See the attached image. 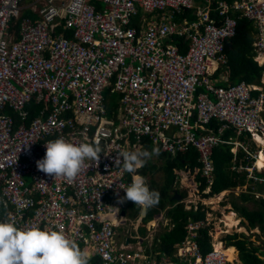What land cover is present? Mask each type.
<instances>
[{
  "label": "built area",
  "instance_id": "2783aa9c",
  "mask_svg": "<svg viewBox=\"0 0 264 264\" xmlns=\"http://www.w3.org/2000/svg\"><path fill=\"white\" fill-rule=\"evenodd\" d=\"M23 1L0 0V220L61 230L101 264H231L221 243L204 256L189 238L173 256L147 252L137 231L134 245L117 244L127 222L119 186L139 174L120 169L123 153L141 152L143 138L171 159L195 150L207 193L213 150L230 143L229 129L259 141L255 153L242 149L264 164V73L261 86L214 78L240 18L253 24L264 65V0H31L36 19L21 16ZM138 7L159 14L141 16L138 27ZM106 90L117 94L118 110L106 106ZM31 104L39 107L32 120ZM57 138L98 142V163L86 161L72 183L41 172L44 144ZM247 170L256 179L257 167ZM168 224L162 214L150 234ZM195 229L188 225L191 236Z\"/></svg>",
  "mask_w": 264,
  "mask_h": 264
},
{
  "label": "trees",
  "instance_id": "16d2710c",
  "mask_svg": "<svg viewBox=\"0 0 264 264\" xmlns=\"http://www.w3.org/2000/svg\"><path fill=\"white\" fill-rule=\"evenodd\" d=\"M25 1V0H24ZM24 1L23 4L24 5ZM227 2L231 3L233 0H226ZM31 1H29L30 4ZM28 13V12H26ZM184 16L187 15V12H183ZM23 17L27 16V14L22 15ZM237 14L234 15L237 18ZM139 18V17H138ZM238 21L237 33L235 37L230 40V47L226 50V55L228 57V65L230 68V77L234 84L238 83L241 80L246 81L248 84H257L256 82L260 79L262 73L264 72V67H258L253 62L252 58L250 57L251 51L254 52L253 43L255 40V29L253 24L247 21L244 18H240ZM138 27L141 25L140 20L136 18L135 22ZM16 30H18V21L15 25ZM253 36V40H252ZM175 42L182 44V39H177ZM220 69V68H219ZM107 99H106V106L108 108L113 107L115 110H118L117 106H113L110 103L111 96L117 97L116 93H110V90L106 91ZM30 109V120L35 117L37 110L39 109L38 106L31 104L29 107ZM13 118L16 120L18 119L17 115H12ZM264 120V114H262ZM217 123H212L211 127L214 130L217 128ZM142 151H152V144L148 138L142 139ZM229 154H222L220 152L218 155L213 154L214 160V182L211 186V193L209 195L218 194L224 190L229 188L236 187L240 182V179L232 180V175L234 172H231L230 169L228 170V166L230 164ZM185 159H187L188 166L190 168V174H195V179L197 181H201V190L205 186V181L200 177V164L198 163V154L195 150H190L184 154H178L177 157L171 159L169 155L159 153V155H152V157L147 161L144 167L138 170L139 173L145 177L146 182L150 188V190H156L159 192V202L157 205L151 207L148 211L147 218H150L153 214L159 213L161 210L163 211L166 208H169L168 211V219L169 224L165 229L169 230L160 234L158 245H160V249L164 251L167 255H171L174 250L175 244H181L185 241L186 238L190 240H194L198 246L199 251L204 256L211 250V237H210V229L208 227L199 226L194 230L196 233L195 237L191 236L188 230V220L189 217H192V221L197 222L198 220L201 223H205L204 220V213L201 212V209H198L193 214H191V210L184 211L183 208L185 207L184 204L179 203L180 201L173 199L174 195H177V190L175 189V179L178 171L185 166ZM157 162L160 164L161 167H157L154 165L153 162ZM148 169V170H147ZM162 172L164 178L161 179L160 183L162 186L160 188H155L150 184L151 179H148L146 173L150 174L151 172ZM236 177V176H235ZM231 178V180H230ZM175 192V193H174ZM174 193V194H173ZM245 201H250L247 198ZM254 203V202H253ZM131 204V205H130ZM127 207L133 213V215L139 214L138 206L134 205L133 202L127 201L125 203ZM168 205V207H167ZM166 207V208H165ZM236 211L240 213V215L249 222L251 227L258 225L261 231L264 234V201H258V203H254V207L251 209L245 207H235ZM175 210V211H174ZM126 212V209L124 210ZM149 223V222H147ZM120 228V227H118ZM119 236V235H118ZM120 237V236H119ZM117 237V240L119 239ZM116 240V241H117ZM132 245L136 243V240L132 239ZM225 247L232 246L236 249L238 253V260L241 264H263V260L259 258L260 254L257 248L251 246L250 243L247 242V239L242 234H232L227 235L223 238ZM121 243V242H120ZM233 249V248H232ZM233 249V252H236ZM89 264H101L97 257H90ZM176 260V259H175ZM177 261V260H176Z\"/></svg>",
  "mask_w": 264,
  "mask_h": 264
},
{
  "label": "crops",
  "instance_id": "0c3cea01",
  "mask_svg": "<svg viewBox=\"0 0 264 264\" xmlns=\"http://www.w3.org/2000/svg\"><path fill=\"white\" fill-rule=\"evenodd\" d=\"M27 12H28L26 13L27 16L25 17H29L31 19L37 18L36 14L32 13L29 10ZM22 15H23V12H22ZM252 40H253V36H252ZM250 57L252 58L256 66L264 67V65L261 63V60L256 59V54L253 51H251ZM227 65H228V57H227L226 64L221 66L214 76V78L217 80L216 85L232 86L240 82H246L244 80H241L238 83L234 84L231 77L229 76L230 68ZM261 80H263L262 75L260 79L256 82L257 83L256 85L261 86ZM262 114H264V112ZM223 136H224V140L229 141L230 143L218 145L217 148L213 150L212 155L213 154L218 155L220 152H222V154L224 152L225 154L228 153L230 155L229 156L230 164L228 166V170L230 169L231 172L235 173L234 175H232V180L240 179L239 180L240 183L236 187L229 188L218 194L209 195L211 193L212 188L209 190V192L205 193L207 189V185L205 184L204 188L201 190L200 188L202 184L201 181H197L195 179L196 177L195 174H190V168L188 166L187 159H185L184 160L185 166H183V168L178 171L176 175V179H175V189L177 190L176 193H177V196L180 197L179 203H182L185 205V207L183 208L184 211L191 210L192 212L191 214H193L198 209H201L200 211L204 213L205 226L210 229L211 243L212 244L221 243L224 250H227V251L229 250L227 254H228V257L231 258L232 264H241L240 261L238 260V253L235 250V248L232 246L225 247L224 245L223 238H225L227 235H232V234L244 235L247 239V242L250 243L251 246L258 249L260 257L263 258L262 260L264 261V244H262L260 248L258 247L259 242L255 241L256 239L260 238L263 240V243H264L263 232L261 231L258 225L251 227L249 225V222L246 221L240 215L238 210L236 211V208H235V207H239V208L245 207V208L252 210V208L254 207V203H258V201H264V182L261 181V179L264 177V164L261 163V160L256 159L257 161H254L253 159H251L242 149V147H245L249 152L255 153L261 147H260L259 141L258 142L254 141L253 139H251V137L245 134L237 135V133L232 129H229L227 132H225ZM212 160H213V157H212ZM153 163L154 165H156V168L161 167L159 163L155 161ZM213 163H214V160H213ZM253 165L256 166L258 169L254 172L256 179H253L252 177H250V172L247 170ZM146 176L149 179L150 174L146 173ZM193 183H195L194 186H192ZM234 192H238V195L234 201L227 203L224 200L223 203L221 202L220 198H222L226 194H233ZM194 198L197 199V202L196 204H191L190 201H192ZM246 198L250 201H245ZM125 203L123 204V207L121 208V210L123 211H121L120 213L121 216L127 219V222L121 226L124 229V236H123L121 243L123 244L128 243V245H130L132 243L131 236L136 233L135 231L140 232V230L143 229L144 230L143 233H145V235L143 236L147 237V240L144 241L143 243L144 249L147 252L149 251L156 252V250L164 252L160 249V245H158L159 241L156 242V240H160L159 238L160 234L167 232L169 230L165 229L164 227H160L157 231V234L152 235L150 234V229L153 227L155 223L158 222V219L162 214H165L166 217L168 218L169 208L165 207L166 209H164L163 211L161 210L159 213L157 212L156 214H154L155 220L152 223L150 222L146 223L147 224L146 228L145 226L143 227V221H145L147 217L148 210L145 215H141L139 212V214L135 215L136 220L134 221V223H130V226L128 228L127 214H128V211L130 213L131 209H130V206L128 208L127 205H125ZM227 204L229 205L228 208L226 207ZM125 209H126V212L124 211ZM217 215H219L220 218H217ZM235 215L239 216V217L237 216V218L242 224L238 225L239 224L238 221L234 218ZM209 220H212V221L210 222ZM231 222H236V224L235 223L232 224L231 228H229L228 224ZM220 224L223 225L221 226L223 228L220 227ZM188 225H193L196 228H198L199 226L202 225V223L199 220L197 222L192 221V217L190 216L188 220ZM246 227H247V231L253 234L252 235L253 237L256 235L255 239L253 240L250 239V236L248 235V232L246 231ZM233 229L235 230V232H231V230ZM220 234H224V236H220ZM218 235H219V238H218ZM256 243L258 245H256ZM176 245L177 244L174 245V250L170 256L175 255ZM232 248L236 252H233ZM235 256L237 257V259H235Z\"/></svg>",
  "mask_w": 264,
  "mask_h": 264
},
{
  "label": "clouds",
  "instance_id": "9594fccd",
  "mask_svg": "<svg viewBox=\"0 0 264 264\" xmlns=\"http://www.w3.org/2000/svg\"><path fill=\"white\" fill-rule=\"evenodd\" d=\"M44 147L45 155L37 161L38 170L68 183L75 180L86 166V161L96 165L102 153L98 142L74 144L64 138L48 141ZM154 154L159 155L158 148L151 152L123 153L121 173H137ZM116 164H121L120 160ZM119 188L125 195L117 203L131 201L138 206L141 215L159 202V192L150 190L145 177L139 174L134 175L129 185H120ZM113 209L118 214L119 209ZM222 250L226 251L223 247ZM0 264H89V259L76 242L61 230L41 229L37 225L19 228L11 221L0 220Z\"/></svg>",
  "mask_w": 264,
  "mask_h": 264
},
{
  "label": "rangeland",
  "instance_id": "374dc122",
  "mask_svg": "<svg viewBox=\"0 0 264 264\" xmlns=\"http://www.w3.org/2000/svg\"><path fill=\"white\" fill-rule=\"evenodd\" d=\"M29 1H31V0H25L24 1V5L26 6L25 8H23L22 9V12L24 13V14H26V12L29 10ZM199 4H197L196 6H198ZM138 10H139V14L137 15V19H139L141 16H143L144 18H150V17H152V16H156V14H159V13H154V14H152V15H147L144 11H143V9L141 8V7H138ZM139 17V18H138ZM107 91V90H106ZM106 91L103 93V96L105 97V99H107L106 97H107V94H106ZM117 100H118V97H114L113 95L111 96V101H110V103L111 104H113V106H115L116 105V103H117ZM140 170V169H139ZM139 175H141L142 176V174L141 173H139ZM164 174L162 173V172H158V173H155V172H151L150 173V176H149V179L150 178H152L151 179V181H150V184H152V186H155V188H160L161 186H162V184L160 183V181H161V179L162 178H164V176H163ZM163 180V179H162ZM161 189V188H160ZM234 194V195H233ZM233 194H226L225 196H223L222 198H220L221 199V202L223 203V201L225 200L227 203H230L231 201H234L235 199H236V197H237V195H238V192H234ZM168 206V205H167ZM220 206H221V204H220ZM226 207L228 208L229 207V205L227 204L226 205ZM151 209V208H150ZM150 209H148V211L150 210ZM175 211V210H174ZM127 216H128V228H129V226H130V223H134V221L136 220V218H135V216L133 215V213H132V211H130V213H129V211H128V214H127ZM237 216L238 215H235L234 216V218L238 221V225H240V224H242L240 221H239V219L237 218ZM239 217V216H238ZM217 218H220V216L219 215H217ZM221 219H222V217H221ZM155 220V217H154V214L152 215V216H150V218H147L146 217V219H145V221H143V227L145 226V228H146V223L147 222H150V223H152L153 221ZM210 222L212 221V220H209ZM229 224H231V223H229ZM205 225V223H202V226H204ZM221 226H223L222 224H220V227ZM221 228H223V227H221ZM117 232H118V235L120 236V238L117 240V244H119L121 241H122V239H123V236H124V229L122 228V227H120V228H118L117 230H116ZM246 231H247V227H246ZM144 232V230L143 229H141L140 230V232H137L138 234H140L141 236H143V235H145V233H143ZM231 232H235V230L233 229V230H231ZM248 232V235L250 236V239L251 240H253V239H255V236L253 237L252 235L253 234H251V232H249V231H247ZM220 236H224V234H220ZM252 236V237H251ZM217 238V237H216ZM218 238H219V235H218ZM256 242H259L258 244L256 243V245H258V247H260L262 244H264L263 243V240L262 239H256L255 240ZM261 248V247H260ZM236 250V249H235ZM229 251V250H228ZM227 250L226 251H224L225 252V254L227 255V257H228V254H227V252H228ZM237 255V254H236ZM259 258L260 259H263V258H261L260 256H259ZM229 259V258H228ZM235 259H237V257L235 256ZM234 259V260H235Z\"/></svg>",
  "mask_w": 264,
  "mask_h": 264
},
{
  "label": "water",
  "instance_id": "95a60500",
  "mask_svg": "<svg viewBox=\"0 0 264 264\" xmlns=\"http://www.w3.org/2000/svg\"><path fill=\"white\" fill-rule=\"evenodd\" d=\"M230 45H231V43L229 42V43H226V45H225V48L228 50L229 49V47H230ZM173 199H176V200H180V197H178L177 195H175L174 197H173Z\"/></svg>",
  "mask_w": 264,
  "mask_h": 264
},
{
  "label": "bare ground",
  "instance_id": "6f19581e",
  "mask_svg": "<svg viewBox=\"0 0 264 264\" xmlns=\"http://www.w3.org/2000/svg\"><path fill=\"white\" fill-rule=\"evenodd\" d=\"M263 166V165H262ZM236 224V222H231V224H228V227L231 228L232 224ZM230 254V253H229ZM229 258V257H228ZM229 260L231 261V258H229Z\"/></svg>",
  "mask_w": 264,
  "mask_h": 264
}]
</instances>
